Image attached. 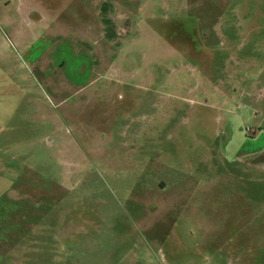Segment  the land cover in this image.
<instances>
[{
  "label": "rangeland",
  "instance_id": "374dc122",
  "mask_svg": "<svg viewBox=\"0 0 264 264\" xmlns=\"http://www.w3.org/2000/svg\"><path fill=\"white\" fill-rule=\"evenodd\" d=\"M0 264H264V0H0Z\"/></svg>",
  "mask_w": 264,
  "mask_h": 264
}]
</instances>
